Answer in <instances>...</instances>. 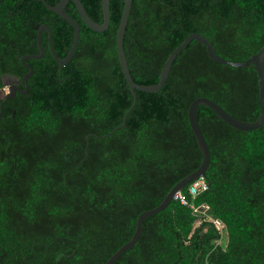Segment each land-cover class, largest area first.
Returning <instances> with one entry per match:
<instances>
[{"label":"trees","instance_id":"trees-1","mask_svg":"<svg viewBox=\"0 0 264 264\" xmlns=\"http://www.w3.org/2000/svg\"><path fill=\"white\" fill-rule=\"evenodd\" d=\"M80 1L102 22L101 0ZM122 8L123 0H110L108 27L95 31L67 2L79 26L71 61L84 85L72 95L80 102L69 120L33 107L30 126L14 132L10 145L0 134V264H103L131 238L137 216L200 165L188 119L194 98L208 97L241 120L258 117L253 66L218 63L192 39L158 91L135 89L124 126L113 129L133 102L115 44ZM41 24L67 42L55 47L66 54L74 34L67 20L40 0H0V87L2 74L27 71L20 56ZM191 32L203 34L222 57L244 61L264 44V0H132L123 38L132 79L157 82L169 53ZM37 61L29 60L30 91L16 96L26 103H38L44 78ZM11 102L3 105L0 127ZM21 116L18 108L14 119ZM198 123L209 148V187L189 199L206 203V214L172 198L142 221L138 239L112 264H264V122L240 130L200 104ZM73 146L80 156L71 154ZM62 148L70 150L67 156ZM7 150L16 159L5 157Z\"/></svg>","mask_w":264,"mask_h":264},{"label":"water","instance_id":"water-1","mask_svg":"<svg viewBox=\"0 0 264 264\" xmlns=\"http://www.w3.org/2000/svg\"><path fill=\"white\" fill-rule=\"evenodd\" d=\"M41 2L44 3L47 9L50 11L58 14L65 20H67L74 31L73 34V40L71 42L70 48L64 57V59L60 60L57 58L56 53L54 52L52 48V53L53 55L58 59L59 63H64L65 61L69 60L70 57L72 56L75 47L77 45L78 37H79V26L77 22L67 13L66 10V4L68 1H71L73 5L76 7L81 19L83 22L91 29L95 31H103L108 27L109 24V1L110 0H101V8H102V14H103V20L102 22H96L92 20L89 15L87 14L84 6L82 5L80 0H58L55 4L50 5L48 4L45 0H40ZM132 0H123V8L120 16V20L117 26L116 30V35H115V44H116V50H117V55L119 59V63L122 69V73L124 76L125 81L127 82L130 92L132 93L133 96V102L130 106V108L125 112L122 122L120 125L115 126L113 129H116L118 127L124 126L125 124V119L129 113V110L133 107L135 100H136V94H135V89L141 90V91H147V92H155L158 91L163 83L164 80L169 72V69L171 67V64L175 58V56L178 54L180 50H182L192 39L201 42L202 44L205 45L206 52L208 56L222 64H228L231 66H236V67H243V66H253V68L257 72V78H258V95H259V114L258 117L253 120V121H245L238 119L234 116H232L228 111H226L220 104H218L216 101L204 97V96H198L194 98L188 107V119L190 126L192 128V131L194 133V136L196 138L197 144L202 151V161L200 165L190 173L186 174L184 177H182L180 180H178L174 186L167 192V194L164 196V198L161 200V202L153 207L149 208L146 210H143L136 219V225L134 232L131 236V238L126 241L124 244H122L117 250H115L109 258L103 263V264H112L117 257L126 249L131 247L135 241L138 239V237L141 234L142 231V221L150 214L158 212L166 207L168 202L172 199V195L174 194L175 191L182 189L186 184L189 182H192L193 180L197 179L200 176L207 177L206 175V170L209 165V160H210V154H209V148L208 144L206 142V139L204 137V134L202 132V129L200 128V125L198 123V105L203 104L208 106L211 110H213L219 118H221L223 121H225L227 124L230 126L240 129V130H251L254 128H257L260 124L264 122V44L259 47V49L251 54L247 59L244 61H234L227 59L225 57H222L219 55L213 48L212 44L207 40V38L198 32H191L189 33L185 39L178 44L167 56L165 59L161 70L159 74L158 81L152 84H140L135 82L129 72L128 68V63L125 57L124 53V48H123V38H124V32H125V27H126V22H127V16L129 13V9L131 6ZM42 30H47L49 31V27L46 24H41L38 27L37 30V40L38 43L40 44V37H41V32ZM50 38V37H49ZM51 46V45H50ZM41 52L33 55L34 57H39L43 54V49L41 48ZM24 59V57L22 58ZM27 65V64H26ZM29 68V71L24 74V81L27 84L28 82V76L32 73L31 67L27 65ZM18 88V87H17ZM26 90H23L25 92ZM15 93V89H13L11 86L8 89V92L5 94L4 100L0 103V116H1V110H2V105L4 101L10 97L13 96ZM109 134V133H108ZM107 134V135H108Z\"/></svg>","mask_w":264,"mask_h":264},{"label":"flooded vegetation","instance_id":"flooded-vegetation-1","mask_svg":"<svg viewBox=\"0 0 264 264\" xmlns=\"http://www.w3.org/2000/svg\"><path fill=\"white\" fill-rule=\"evenodd\" d=\"M49 27V26H48ZM38 30V29H37ZM55 32L53 33L52 28L49 27V31L42 30L41 37H40V44L37 40V32H36V38L35 40H32L28 46V49L23 52L20 56V62L23 66L27 68V71H29V68L27 65L31 67L32 73L29 75L31 76L34 73V67L29 64L30 59L38 60L36 63V67L41 71L43 75V82L39 85L37 92L36 101L38 103H35L34 100H31L30 103H26L23 98H16L17 93L26 94L29 92V86L28 82L27 84L24 81V72L21 76H15L10 73H4L1 76L2 80V86L0 87V100L1 102L5 98V94L8 92L9 87L11 86L13 89H15V93L13 96L8 97L4 103L12 99V102L9 104L6 114H9V116L5 117L1 123L2 127H0V134H3L7 138V142L10 145L12 142V135L14 132H21L22 130L27 129L30 124L29 121V111L34 107L35 110H53L56 112H53V114L59 115V118H62L63 120H69V113L71 111V108H73L76 104H78L80 101L76 97H72L73 94H77L80 92L81 88H83V84L79 85L77 80V76L75 75V66L76 63H73L71 61L72 56L69 60L65 61L64 63H59L58 59L62 60L66 56V54L60 56L56 51V46L58 47L59 43H63L66 45L65 41H58L57 38H54ZM44 37V38H43ZM50 37V38H49ZM51 45V46H50ZM41 48L43 49V54L39 57H34L33 55H36L41 52ZM54 52L57 55V58L52 53V48ZM46 52H49L51 54V59L49 57H46ZM60 52H62V49H60ZM68 52V51H67ZM24 57V59H22ZM27 64V65H26ZM28 76V78H29ZM64 76V78L62 77ZM5 80H7V84L5 85ZM7 86V87H6ZM18 87V88H17ZM23 90H26L23 92ZM72 100V101H71ZM0 102V103H1ZM3 103V105H4ZM13 105H17L16 107H12ZM2 105V108H3ZM21 110L22 116L18 119H14V116L17 113V109ZM66 113H63V112ZM2 114V110H1ZM1 117V116H0ZM90 133H87L85 135V141H88ZM62 152L65 153V156L68 155V151L65 148L61 149ZM72 155L80 156V150L77 149L76 146H73ZM5 157H10L13 159H16L17 155L13 151H5Z\"/></svg>","mask_w":264,"mask_h":264},{"label":"built area","instance_id":"built-area-1","mask_svg":"<svg viewBox=\"0 0 264 264\" xmlns=\"http://www.w3.org/2000/svg\"><path fill=\"white\" fill-rule=\"evenodd\" d=\"M208 187H209V184L206 178L203 176H200L190 183L187 189V193H184L180 189L174 192V194L172 195V198L180 201L184 205L189 206L197 213L206 214V211L208 210L209 206L206 203L196 206L190 201L189 196L191 197V199H193L199 193L208 189ZM211 220L218 229H221V222L218 219L212 218ZM217 242H220V240H218Z\"/></svg>","mask_w":264,"mask_h":264},{"label":"rangeland","instance_id":"rangeland-1","mask_svg":"<svg viewBox=\"0 0 264 264\" xmlns=\"http://www.w3.org/2000/svg\"><path fill=\"white\" fill-rule=\"evenodd\" d=\"M8 82H7V80H5V85L7 84ZM7 87V86H6Z\"/></svg>","mask_w":264,"mask_h":264}]
</instances>
